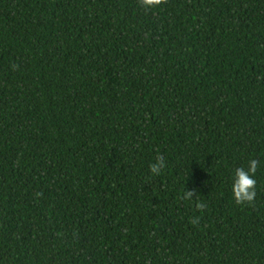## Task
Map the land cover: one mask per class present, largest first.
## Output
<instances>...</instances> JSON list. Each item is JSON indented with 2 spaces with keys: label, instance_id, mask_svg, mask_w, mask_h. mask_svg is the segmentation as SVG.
<instances>
[{
  "label": "trees",
  "instance_id": "obj_1",
  "mask_svg": "<svg viewBox=\"0 0 264 264\" xmlns=\"http://www.w3.org/2000/svg\"><path fill=\"white\" fill-rule=\"evenodd\" d=\"M0 264H264V0H0Z\"/></svg>",
  "mask_w": 264,
  "mask_h": 264
},
{
  "label": "clouds",
  "instance_id": "obj_2",
  "mask_svg": "<svg viewBox=\"0 0 264 264\" xmlns=\"http://www.w3.org/2000/svg\"><path fill=\"white\" fill-rule=\"evenodd\" d=\"M143 6L150 8L155 5H159L162 0H141ZM260 162L256 159L248 161V166L245 169L243 166L234 169L231 175V192L234 201L237 204L251 203L256 197V180L255 172ZM166 167V161L162 156H157L154 163L149 165V171L153 175H160L163 169ZM195 190L185 189L180 194L179 198L185 201L191 202ZM196 207L203 210L205 205L203 203H197ZM199 217H194L192 223H198Z\"/></svg>",
  "mask_w": 264,
  "mask_h": 264
}]
</instances>
